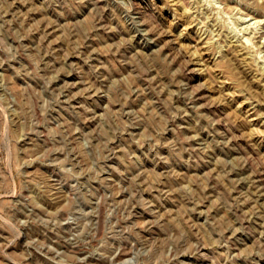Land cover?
<instances>
[{
    "label": "rangeland",
    "instance_id": "obj_1",
    "mask_svg": "<svg viewBox=\"0 0 264 264\" xmlns=\"http://www.w3.org/2000/svg\"><path fill=\"white\" fill-rule=\"evenodd\" d=\"M0 264H264V0H0Z\"/></svg>",
    "mask_w": 264,
    "mask_h": 264
}]
</instances>
